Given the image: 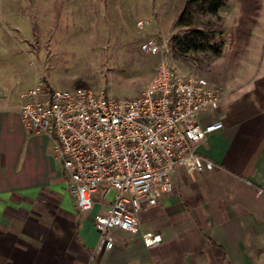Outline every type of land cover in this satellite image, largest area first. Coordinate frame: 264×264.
Segmentation results:
<instances>
[{"label": "crops", "instance_id": "1", "mask_svg": "<svg viewBox=\"0 0 264 264\" xmlns=\"http://www.w3.org/2000/svg\"><path fill=\"white\" fill-rule=\"evenodd\" d=\"M258 1L246 59L220 80L219 109L199 116L201 125H223L195 148L214 169L176 168L171 192L138 214V233L114 231L109 251L98 248L92 225L99 206L76 214L50 139L22 123L24 89L0 80L7 90H0V264H264V0ZM147 232L162 242L146 248Z\"/></svg>", "mask_w": 264, "mask_h": 264}, {"label": "built area", "instance_id": "2", "mask_svg": "<svg viewBox=\"0 0 264 264\" xmlns=\"http://www.w3.org/2000/svg\"><path fill=\"white\" fill-rule=\"evenodd\" d=\"M138 49L161 57L153 79L134 98L42 84L20 95L22 123L29 132L50 139L77 210L87 214L99 206L92 225L100 250H112L116 230L138 233V214L171 192L176 168L212 171L214 164L195 148L223 128L221 121L199 122L201 114L219 109L220 85L174 70L168 44L157 36L142 39ZM141 240L146 248L162 242L152 232L142 234Z\"/></svg>", "mask_w": 264, "mask_h": 264}, {"label": "rangeland", "instance_id": "3", "mask_svg": "<svg viewBox=\"0 0 264 264\" xmlns=\"http://www.w3.org/2000/svg\"><path fill=\"white\" fill-rule=\"evenodd\" d=\"M180 4L181 0H0V80L17 91L24 89L21 94L42 84L134 98L153 79L160 61V55L138 49L142 39L155 34L168 44L174 70L220 85L247 57V43L233 37L238 1L226 0L218 10L219 54L207 48L176 54L173 38L184 30L173 27ZM195 17L210 18L200 11ZM112 197L110 193L107 201ZM73 207L80 215L74 200Z\"/></svg>", "mask_w": 264, "mask_h": 264}, {"label": "trees", "instance_id": "4", "mask_svg": "<svg viewBox=\"0 0 264 264\" xmlns=\"http://www.w3.org/2000/svg\"><path fill=\"white\" fill-rule=\"evenodd\" d=\"M226 0H181L180 10L173 22V27L183 28V33L173 38V49L176 54L187 51H198L207 48L213 54L221 51L220 43L216 41L222 34L218 10ZM239 17L234 29V39L243 40L246 44L251 33L252 25L259 10L258 0H237ZM203 12L210 18L201 21L195 17L197 12Z\"/></svg>", "mask_w": 264, "mask_h": 264}]
</instances>
